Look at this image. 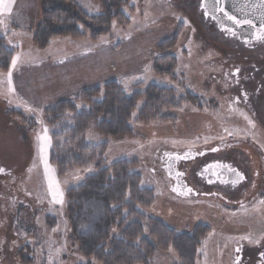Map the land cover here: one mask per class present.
I'll use <instances>...</instances> for the list:
<instances>
[{"label":"rangeland","instance_id":"374dc122","mask_svg":"<svg viewBox=\"0 0 264 264\" xmlns=\"http://www.w3.org/2000/svg\"><path fill=\"white\" fill-rule=\"evenodd\" d=\"M21 2L23 13L20 5L11 4V13L0 15V36L9 47L16 48L10 66L0 71V254H12L1 257L0 264L83 261L80 253L72 251L66 193L92 170L58 175L49 158L51 137L43 110L58 100L78 98L83 88L111 80L119 81L124 89L123 81L127 80L128 93L134 91L135 83H157L182 93L200 94L204 100L202 105L186 103L176 112L174 122L133 124L134 138L108 141L89 133L87 139L93 143L108 141V164L121 159L136 161L134 171L142 175V185L155 189V203L146 210L149 215L178 231H191L199 223L211 228L196 264H231L235 245L255 241L250 235L254 227L246 230L244 223L257 222L263 228L264 198L241 219L239 212L177 196L163 169L164 156L170 151L225 140L261 143L264 151V129L234 106L232 95L225 91L230 86L224 77L227 40L215 34L214 27H207L197 5H186L184 0H130L134 7L125 11L131 23L114 24L97 42L60 37L38 47L32 37L42 18L43 0ZM79 2L90 12L104 10L94 0ZM180 25L183 30L178 44L170 51L178 59L177 77L157 75L152 71L154 60L161 56L156 46ZM235 53L231 56L239 57ZM47 214L58 218L53 229L47 228ZM87 224L90 227V222ZM22 249L26 262L18 254ZM155 260V264L179 263L173 250Z\"/></svg>","mask_w":264,"mask_h":264},{"label":"trees","instance_id":"16d2710c","mask_svg":"<svg viewBox=\"0 0 264 264\" xmlns=\"http://www.w3.org/2000/svg\"><path fill=\"white\" fill-rule=\"evenodd\" d=\"M97 2L103 11L90 12L79 0H43L33 42L38 47H46L60 37L97 42L114 24L131 23L125 11L134 7L130 0H94ZM182 30L180 25L157 44L156 52L161 56L153 62L155 74L177 77L178 59L170 51L177 46ZM15 51L0 36V71L10 66ZM133 87L134 91L128 93L119 81L111 80L83 88L78 98L58 100L43 110L51 137L49 158L58 175L92 170L66 193L72 251L84 258L77 264H155L157 256L170 250L179 260L176 264H196L211 228L199 223L191 231H178L149 215L146 210L155 203V189L142 185V175L134 171L136 161L121 159L108 164L105 154L109 140L137 136L133 124L174 122L176 112L186 103L205 102L200 94L188 90L182 93L157 83L138 82ZM89 133L108 141L90 142ZM45 220L47 228L57 226L55 215L47 214ZM8 252H2L0 259L11 254ZM18 254L27 261L23 249Z\"/></svg>","mask_w":264,"mask_h":264},{"label":"flooded vegetation","instance_id":"af4514ba","mask_svg":"<svg viewBox=\"0 0 264 264\" xmlns=\"http://www.w3.org/2000/svg\"><path fill=\"white\" fill-rule=\"evenodd\" d=\"M184 1L186 5H197L207 27H214L213 32L227 40L229 46L223 49L228 55L224 61V77L230 81V86L225 91L232 95L230 99L234 106L244 110L254 123L264 129V37L256 38L264 22L257 26L253 24L250 30L245 31L242 29L245 24H236L225 15L227 13L240 20L229 9L231 2L236 0H220L218 7L224 9L225 15V25L220 28L211 15L205 14L202 8L204 0ZM253 1L262 0H239L240 4ZM210 3L217 4V0H210ZM232 52L239 53V57L231 56ZM215 100L211 99V102ZM261 146V143L239 138L201 148L170 151L163 161L168 185L181 198L204 200L224 211L239 212L240 218H245L244 213L264 198V151ZM213 148L218 150L212 151ZM237 172L245 178L239 180ZM255 223H244L246 230L254 227L255 232L250 231V235L255 241L252 245L244 242L235 245L231 264H264V259L260 258V253L264 252V226L262 228Z\"/></svg>","mask_w":264,"mask_h":264},{"label":"water","instance_id":"95a60500","mask_svg":"<svg viewBox=\"0 0 264 264\" xmlns=\"http://www.w3.org/2000/svg\"><path fill=\"white\" fill-rule=\"evenodd\" d=\"M244 2L240 4L239 0L231 2L229 7L230 11L235 15H238L240 21L248 19L252 22V25H261L264 22V0L256 1L257 3ZM206 15H211L213 19L222 28L225 25V15L223 12L218 11V5L216 3H210V0H204L202 4ZM252 25L245 24L242 29L248 31L252 28Z\"/></svg>","mask_w":264,"mask_h":264},{"label":"snow or ice","instance_id":"6c2138e0","mask_svg":"<svg viewBox=\"0 0 264 264\" xmlns=\"http://www.w3.org/2000/svg\"><path fill=\"white\" fill-rule=\"evenodd\" d=\"M219 3H220V0H217V5L218 6H219ZM11 10H12V5L9 2V0H0V15H3L5 12L11 13ZM217 10L220 11V12H224V9L222 7H218ZM205 14H207V13L205 12ZM225 15L227 16L228 20H231V21H233L236 24H248L250 26L252 25V22L250 20L240 21V20H237L236 17H234V16L227 15V13H225ZM232 34L235 35L234 32ZM262 37H264V24L261 25L260 30L257 33V37L256 38L257 39H261ZM15 63H16V60L14 59L12 61V64L15 65ZM238 72H239V69L236 70V73H238ZM8 76L11 77V72L8 73ZM123 83H124L125 89H127L128 81L125 80V81H123ZM77 107H79V105H77ZM44 131H45V133H47V129L46 128H45ZM217 150L218 149H215V148L212 149V151H217ZM236 175H237L239 180H243L245 178L243 175H241L238 172L236 173ZM173 190H175V189H173ZM188 191L190 192L191 189H189ZM184 194H186V193H184ZM55 202L56 203H62V200H56ZM256 243L258 244L259 241H256ZM260 258L264 259V252L260 253Z\"/></svg>","mask_w":264,"mask_h":264},{"label":"crops","instance_id":"0c3cea01","mask_svg":"<svg viewBox=\"0 0 264 264\" xmlns=\"http://www.w3.org/2000/svg\"><path fill=\"white\" fill-rule=\"evenodd\" d=\"M22 0H15V1H13V0H9V2L11 3V4H13V5H20V9H19V11H20V13H23L24 12V4L21 2ZM25 12H27V11H25Z\"/></svg>","mask_w":264,"mask_h":264},{"label":"bare ground","instance_id":"6f19581e","mask_svg":"<svg viewBox=\"0 0 264 264\" xmlns=\"http://www.w3.org/2000/svg\"><path fill=\"white\" fill-rule=\"evenodd\" d=\"M131 22V21H130ZM34 31V30H33ZM73 99V98H72ZM50 217V216H49ZM46 221V220H45ZM48 226V225H47Z\"/></svg>","mask_w":264,"mask_h":264}]
</instances>
